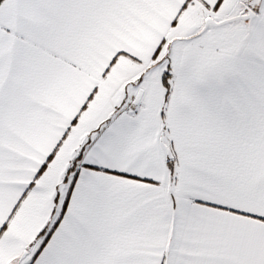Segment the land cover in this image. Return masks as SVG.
<instances>
[{
  "label": "snow or ice",
  "instance_id": "obj_1",
  "mask_svg": "<svg viewBox=\"0 0 264 264\" xmlns=\"http://www.w3.org/2000/svg\"><path fill=\"white\" fill-rule=\"evenodd\" d=\"M0 264H264V0H0Z\"/></svg>",
  "mask_w": 264,
  "mask_h": 264
}]
</instances>
